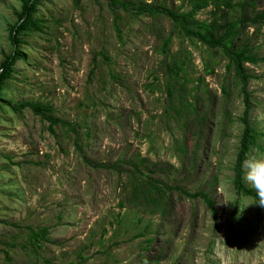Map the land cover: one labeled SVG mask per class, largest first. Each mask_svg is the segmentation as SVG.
<instances>
[{
	"label": "rangeland",
	"instance_id": "374dc122",
	"mask_svg": "<svg viewBox=\"0 0 264 264\" xmlns=\"http://www.w3.org/2000/svg\"><path fill=\"white\" fill-rule=\"evenodd\" d=\"M129 1L192 10L189 0ZM255 1L250 13L264 12ZM22 6L0 0V66ZM214 8L195 17L210 21ZM35 18L43 30L23 36L25 58L0 93V264H264V207L234 183L245 104L223 53L163 14L107 0H41ZM245 39L259 60L246 64L249 123L264 133V24H245ZM24 102L51 105L78 133L12 110ZM258 144L248 158L264 157ZM146 181L162 207L143 199ZM176 187L207 193L217 219ZM43 228L48 240L31 243L30 229Z\"/></svg>",
	"mask_w": 264,
	"mask_h": 264
},
{
	"label": "trees",
	"instance_id": "16d2710c",
	"mask_svg": "<svg viewBox=\"0 0 264 264\" xmlns=\"http://www.w3.org/2000/svg\"><path fill=\"white\" fill-rule=\"evenodd\" d=\"M41 0H22L23 11L19 14L18 22L12 26L9 40L12 45V51L4 56V60L0 66V93L4 89L6 83L13 78L15 73V65L18 60L24 59L25 55L20 46L25 44L23 36H28L33 31H42L41 21L36 20V6ZM108 5L112 10L123 8L126 11H131L134 14L142 15L149 13L163 14L167 16L174 24L178 25L181 31L190 39L201 43L203 46L213 51H221L224 57L228 60L227 68L233 69L236 79L241 84V93L244 95L245 112L240 118L243 122L242 135L236 154V160L234 163L235 171V187L238 192L249 195L254 198L256 203L258 202L257 194L252 187H247L243 179L242 161L248 158L249 153L253 148H258L263 151V147L258 144V138L264 137V133H259L255 127H252L249 123V112L253 108V101L251 94L248 91L249 79L252 75L249 73L246 64L250 63L257 65L259 63L255 45H251L247 40H243L242 43H238L241 40L242 27L245 24L250 26H258L264 24V12L250 13V9L256 11L257 4L255 0H242L238 3H233L232 0H189V4L192 6V10L188 13H180L174 11L171 8L164 5H156L155 3H139L133 5L129 0H107ZM213 5L215 8L211 11L212 19L200 20L195 16L206 7ZM134 7L136 9H134ZM239 8L241 15L231 18V12ZM170 44V39H166L163 45V49L167 52ZM178 71H182L183 68L180 65L175 66ZM209 72V68L207 70ZM5 105H9L6 101H1ZM191 105V104H190ZM31 109L34 115L40 117L44 122L48 123V130L52 133L55 132L54 126L61 123L63 126H68L69 130L78 133L77 129L69 122H63L54 115V108L41 102H24L16 106H12V110L21 113L25 109ZM86 139L92 137L93 132L87 130L85 132ZM76 143H79V139L76 138ZM80 152L84 151L83 146H78ZM86 162L90 165L92 163L86 159ZM101 164H93V167H102ZM157 183L156 180H151ZM141 184L150 185V189L145 191L143 199L145 201H155L157 208L162 207L165 197L162 193L155 195V190H160L156 185H152L150 182H142ZM134 189L137 186H133ZM187 197L201 199L211 209L214 219H217L218 211L215 207V203L203 191H196L195 193H189L185 189L176 187ZM153 189V190H151ZM157 210V209H155ZM31 243L38 244L44 240H48V229L43 228L38 232L30 229ZM7 255V252L5 253ZM7 257V256H6ZM8 258V257H7Z\"/></svg>",
	"mask_w": 264,
	"mask_h": 264
},
{
	"label": "clouds",
	"instance_id": "9594fccd",
	"mask_svg": "<svg viewBox=\"0 0 264 264\" xmlns=\"http://www.w3.org/2000/svg\"><path fill=\"white\" fill-rule=\"evenodd\" d=\"M241 167L244 173V181L249 184L257 194L258 202L256 204L264 207V157L246 158L242 161ZM247 207H249V205L241 202V211ZM197 264H199V260H197Z\"/></svg>",
	"mask_w": 264,
	"mask_h": 264
}]
</instances>
